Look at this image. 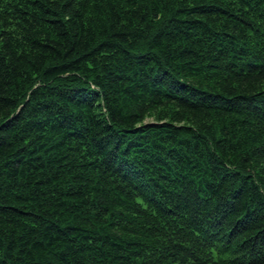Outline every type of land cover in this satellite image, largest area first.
<instances>
[{"label":"trees","instance_id":"trees-1","mask_svg":"<svg viewBox=\"0 0 264 264\" xmlns=\"http://www.w3.org/2000/svg\"><path fill=\"white\" fill-rule=\"evenodd\" d=\"M0 264H264V0H0Z\"/></svg>","mask_w":264,"mask_h":264}]
</instances>
